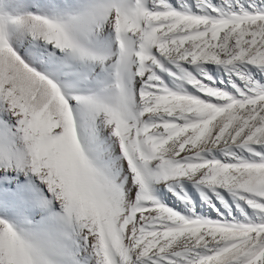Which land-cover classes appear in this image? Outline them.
I'll list each match as a JSON object with an SVG mask.
<instances>
[{
  "label": "snow or ice",
  "instance_id": "1",
  "mask_svg": "<svg viewBox=\"0 0 264 264\" xmlns=\"http://www.w3.org/2000/svg\"><path fill=\"white\" fill-rule=\"evenodd\" d=\"M0 264H264V0H0Z\"/></svg>",
  "mask_w": 264,
  "mask_h": 264
}]
</instances>
